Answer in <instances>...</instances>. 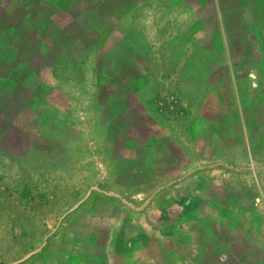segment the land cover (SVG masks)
Returning a JSON list of instances; mask_svg holds the SVG:
<instances>
[{"label": "crops", "instance_id": "crops-1", "mask_svg": "<svg viewBox=\"0 0 264 264\" xmlns=\"http://www.w3.org/2000/svg\"><path fill=\"white\" fill-rule=\"evenodd\" d=\"M154 1L17 0L22 12L18 19L30 24V28L22 33L19 27L17 35L14 34L11 42L19 43L16 52L7 43V54H14L18 60L15 64L9 55L7 70L12 66L20 79L33 78L41 84L46 70L53 74L54 69L63 71L65 55L95 54L96 94L102 86L108 87L106 98H95L99 116L106 117L111 126L106 133L113 135L105 150L112 151L109 153L115 166L118 161L129 165L132 178L156 183L151 198L169 192L175 199L173 208L168 209L164 201L167 197L161 195V217L147 222L150 228L162 230L163 239L153 253L148 244L150 239L141 235L144 251L148 248L150 252H144L141 257L144 264H264V0H165L167 7L177 5L193 13V32L179 30L177 35L178 53L185 50L189 38L195 37L196 41L189 59L179 66L178 75L179 84L191 86L190 96L197 95L204 102L199 119L191 125L193 136L198 120L199 135H209L204 146L212 149L219 124L237 117L238 112L242 125H237V121L226 124L221 148H235V135H240L242 147L256 151L254 159L240 158L232 162L228 159L229 165L218 163L224 159L213 152L217 147L211 153L191 151L175 137L171 127L159 120L160 112L153 109L148 94L141 95L142 87L149 86L147 71L142 72L143 64L133 54L134 49L123 41L127 33L136 38L138 35L121 25L127 18L130 22L136 20L137 11ZM164 15L160 20L167 22L169 17ZM183 26L179 25V29ZM107 30L113 31L105 35ZM36 32L41 34L40 46L33 44ZM109 39L115 41L106 48ZM23 44L32 48V56L19 62L17 57L22 53ZM141 47L140 53H143L145 46ZM53 54L54 60H49ZM106 59H112L110 65ZM120 85L129 86V90L123 91ZM199 87H209V94L200 92ZM200 93L204 97L198 98ZM0 101L4 106L8 96L2 94ZM199 160L206 162L200 170L209 174V181H216L208 198L202 193V182L195 188L191 185L206 177L197 174ZM219 165H225L232 172L220 176L223 182L214 176ZM143 167L148 170L145 174L141 173ZM119 198L136 214L150 201L143 208L135 209ZM104 206L100 215L85 214L80 220L75 219L71 228L78 229L79 233L76 236L73 233L72 239L65 236L53 248L45 246L31 257H35L33 264H138V260L133 261L134 255L129 259L136 238L124 242L120 239V231L127 225L121 206L111 203ZM170 212L177 215L175 221L168 219ZM94 216L99 221H93ZM103 223L113 231L109 237L94 233L108 229ZM165 242L173 244L164 245Z\"/></svg>", "mask_w": 264, "mask_h": 264}, {"label": "rangeland", "instance_id": "rangeland-1", "mask_svg": "<svg viewBox=\"0 0 264 264\" xmlns=\"http://www.w3.org/2000/svg\"><path fill=\"white\" fill-rule=\"evenodd\" d=\"M20 9L17 0H0V99L2 94L8 96L4 106L0 101V264L10 263L38 248L59 219L78 205L72 211H75L73 214L69 212L62 219L44 247L53 248L60 244L65 236L72 239L73 233L76 236L79 230L71 226L85 214L100 215L106 203L121 206L127 225L120 231V239L124 242L131 237L136 238L131 247L134 250H130L131 248L128 250L129 259L134 257L136 259H133L134 263L138 260V264H144L145 260L141 257L144 252L147 254L150 252L148 248L144 251L141 235L150 239L148 244L153 253L162 244V230L154 226L150 228L147 222L151 218L156 221L161 217L159 211L162 206L159 199L164 192L151 198L156 190V183H144L145 181L141 182L144 179L139 181V178H132L129 175V165L118 161L119 164L115 166L112 151L105 150L106 145L112 142L113 135H107L106 131H110L111 126L108 125L106 117L99 116V107L95 103V98L100 96L104 99L108 93V87L102 86L99 94H96L95 54L65 55L63 71L54 69V75L52 71L46 70L41 84H37L39 82L33 78L20 79L17 70H12V66H9L10 71L7 70L9 55L15 64L18 61L14 54H7L5 50L7 43L10 42L11 49L15 50L12 52H16L19 43L11 42L14 34L17 35L19 27L22 33L30 28V24L19 21V15L22 14ZM162 14L169 17L167 22L160 20ZM192 15L188 8L183 10L177 5L167 7L165 0H155L152 5L137 11L136 20L130 22L127 18L121 25L126 31L138 35L136 38L127 33L123 41L134 49L133 54L143 64L142 72L147 71L149 86L142 87L141 95L148 94L153 109L160 112L159 120L171 127L175 137L191 151L197 149L200 150L199 153L203 151L211 153L217 147L213 152H217L221 159H224L218 160V163L228 164L240 158L254 159L256 151L245 150L240 135H235L233 141L235 148H221L220 140L226 137L223 133L226 124L237 121V125H242L243 119L238 112L237 117L228 118L219 124L218 135H214L212 149L204 146L209 135H199L201 124L198 120L195 123L197 131L193 136L191 125L199 119L204 102L199 101L197 95L190 96L193 93L191 86L179 84L178 75L179 66L189 59L196 41L195 37L189 38L185 50L181 53H178L177 42L179 30L180 33L188 30L193 32ZM149 16L152 18L147 19ZM179 25L185 26L179 29ZM111 32L107 30L105 35ZM33 38L35 39L33 44L37 43L40 46L41 34L36 32ZM113 41L115 40H106V48L111 47ZM142 45L145 46V50L140 53ZM21 48L22 53L17 57L19 62L32 56L31 47L27 48L23 44ZM49 60H54V54L49 55ZM106 62L110 65L112 59H106ZM135 72L140 75V71ZM119 88L123 91L129 90V86L120 85ZM199 88L200 92L209 94V87ZM223 90L224 87L222 92ZM202 93L198 98L204 97ZM201 136L203 138H199ZM205 163L199 160L197 174L206 177L199 178L198 182L191 185L195 188L202 182V193L208 198L213 194L212 192L209 195V192L216 181H209L207 177L209 174L200 170ZM146 169L147 167H143L141 173L145 174L148 171ZM215 173V179L220 181V176L232 172L225 165H221ZM175 190L173 191L177 193ZM168 193L163 196L167 197L164 200L165 206L171 209L175 199L173 194ZM119 197L135 209L143 208L149 199L150 201L136 214L130 207L120 202ZM91 218L93 221L97 219L95 216ZM91 218H88L89 221ZM176 218L177 215L170 212L168 219L175 221ZM129 225L132 226L131 229L128 228ZM105 230H95L94 233L105 234L107 237L113 234L109 228ZM171 244L173 243L165 242L164 245ZM67 248L70 250L71 246ZM34 259L35 257L30 258L22 264H33L36 262Z\"/></svg>", "mask_w": 264, "mask_h": 264}, {"label": "water", "instance_id": "water-1", "mask_svg": "<svg viewBox=\"0 0 264 264\" xmlns=\"http://www.w3.org/2000/svg\"><path fill=\"white\" fill-rule=\"evenodd\" d=\"M77 207H78V205H75L73 208H71V209L68 211V213H69V212H72V211L75 210ZM68 213H66L65 215H63V216L59 219V221H58V223L56 224V226H55L53 229H51V231L49 232V234H48L47 236L44 237V239H43L41 245H40L38 248H36V249H34V250H31L30 252H28V253L22 255L21 257H19L18 259L14 260V261H12V262H10V263H7V264H22V263H24L25 261H27L28 259H30L31 257H33L34 255L40 253V251H41V250L44 248V246L46 245L47 239H48V238H49V237H50V236L56 231V229H57L58 226L60 225L62 219H63Z\"/></svg>", "mask_w": 264, "mask_h": 264}]
</instances>
